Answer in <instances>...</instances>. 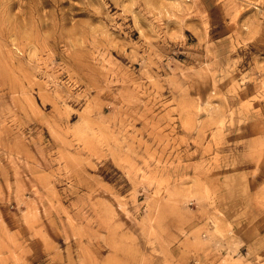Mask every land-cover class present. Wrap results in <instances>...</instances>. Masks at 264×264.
I'll return each mask as SVG.
<instances>
[{
  "label": "rangeland",
  "instance_id": "1",
  "mask_svg": "<svg viewBox=\"0 0 264 264\" xmlns=\"http://www.w3.org/2000/svg\"><path fill=\"white\" fill-rule=\"evenodd\" d=\"M0 264H264V0H0Z\"/></svg>",
  "mask_w": 264,
  "mask_h": 264
}]
</instances>
